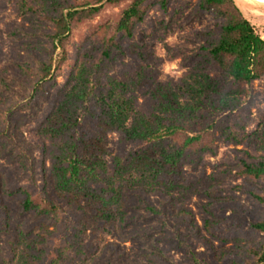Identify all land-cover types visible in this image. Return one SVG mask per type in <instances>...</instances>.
Returning <instances> with one entry per match:
<instances>
[{
  "label": "trees",
  "instance_id": "obj_1",
  "mask_svg": "<svg viewBox=\"0 0 264 264\" xmlns=\"http://www.w3.org/2000/svg\"><path fill=\"white\" fill-rule=\"evenodd\" d=\"M175 1L17 0L14 4L16 12L30 14V21L52 26L48 46L42 49L46 58L32 84L35 88L52 79L69 56L70 33L88 25L78 35L67 78L70 89L50 106L34 135L43 155H48L55 194L66 210L44 187L6 189L8 195H21L23 212L40 218L34 228L21 232L23 244L15 264H60L66 252L79 249L89 228L111 224L117 213L123 219V198L132 186L169 195L183 187L184 168L202 167L205 156L215 155L220 143L246 146L235 150L233 178L249 187L256 207L254 221L237 227L229 237L219 235L217 222L207 220L204 226L212 238L236 243L233 250L220 252L223 264H264V117L261 135L247 134L248 118L242 115L249 84L264 77V39L235 0H197L195 12L211 15L215 30L203 34L204 45L186 73L174 82H159L150 66L151 54L131 39L152 8L167 13ZM122 4L118 14L92 24L104 5ZM125 57L136 65L103 77L110 65ZM20 73L29 79L33 74L29 68ZM142 88L144 103L137 105L133 90ZM111 132L119 134L120 149L108 163L104 157ZM0 209L5 230L8 214L4 204ZM201 241L216 253L210 239Z\"/></svg>",
  "mask_w": 264,
  "mask_h": 264
},
{
  "label": "rangeland",
  "instance_id": "obj_2",
  "mask_svg": "<svg viewBox=\"0 0 264 264\" xmlns=\"http://www.w3.org/2000/svg\"><path fill=\"white\" fill-rule=\"evenodd\" d=\"M16 1L0 0V207L4 204L8 214V227L3 230L0 209V264H15V255L23 244L21 232L40 221L22 211L20 194L8 195L6 189L44 187L49 197L66 210L55 194L56 181L49 170L48 155H43L34 135L50 106L70 89L67 78L78 35L88 28L84 24L70 33L66 47L69 56L52 79L35 88L32 84L40 62L46 58L42 49L48 46L52 26L30 21V14L16 12ZM196 1L177 0L167 13L152 8L134 31L131 42L151 54L150 66L159 82H174L186 73L204 45L203 34L215 30L211 15L195 12ZM235 3L264 39V1ZM123 6L104 5L92 24L105 16H115ZM55 59L59 60L58 52ZM135 65L125 57L121 63L110 65L103 77L116 76ZM23 68L32 70L30 79L20 73ZM133 94L137 105L144 103L145 88L134 89ZM243 103L242 115L248 118L245 133L261 135L264 77L249 84ZM119 138L116 132L107 135L104 159L108 163L119 152ZM241 149L246 146L220 143L215 155L205 156L202 167L184 168L183 187L169 195L132 186L123 198V219L117 213L111 224L102 222L100 227L89 228L79 249L66 252L60 264H223L220 252L233 250L236 243L212 238L204 224L207 220L217 222L219 235L229 237L236 234L237 227H247L254 221L256 207L249 187L233 178L235 150ZM112 208L115 210V206ZM201 237L211 240L215 254L205 247Z\"/></svg>",
  "mask_w": 264,
  "mask_h": 264
},
{
  "label": "bare ground",
  "instance_id": "obj_3",
  "mask_svg": "<svg viewBox=\"0 0 264 264\" xmlns=\"http://www.w3.org/2000/svg\"><path fill=\"white\" fill-rule=\"evenodd\" d=\"M252 1H255V2H260V1H264V0H252Z\"/></svg>",
  "mask_w": 264,
  "mask_h": 264
}]
</instances>
